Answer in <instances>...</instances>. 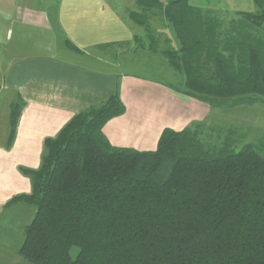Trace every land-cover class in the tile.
Wrapping results in <instances>:
<instances>
[{"label": "trees", "instance_id": "trees-1", "mask_svg": "<svg viewBox=\"0 0 264 264\" xmlns=\"http://www.w3.org/2000/svg\"><path fill=\"white\" fill-rule=\"evenodd\" d=\"M190 0H136L144 28L136 49L161 53L185 77V94L214 103L264 101V0L237 12L231 29ZM173 30L160 48L151 21ZM69 49L82 50L66 40ZM12 105L10 138L20 115ZM126 111L118 92L46 138L32 192L9 203L35 207L19 250L31 264H264V143L220 145L200 126L165 128L155 150L112 145L105 124ZM77 247L76 256L72 248Z\"/></svg>", "mask_w": 264, "mask_h": 264}, {"label": "crops", "instance_id": "crops-1", "mask_svg": "<svg viewBox=\"0 0 264 264\" xmlns=\"http://www.w3.org/2000/svg\"><path fill=\"white\" fill-rule=\"evenodd\" d=\"M189 3L222 14L255 10L254 0ZM135 9L136 0H0V22L9 41L5 45L17 52L4 75L7 124L12 105L21 104L12 140L11 127L8 131L5 122L1 127L0 212L24 220L23 229L30 223L33 205L9 203L14 196L32 192L31 178L22 169L40 167L46 138L56 136L77 113L118 92L126 111L109 120L103 131L112 145L137 150H155L165 128L181 130L201 114L198 99L184 102L170 84L119 71L126 54L130 62L135 60V37L146 36L130 17ZM156 20L161 19L151 21L154 34L160 48H166L162 42L168 39L162 41L158 32L171 38L173 30L162 20L156 30ZM66 40L82 53L69 49ZM69 51L74 59L59 57Z\"/></svg>", "mask_w": 264, "mask_h": 264}, {"label": "rangeland", "instance_id": "rangeland-1", "mask_svg": "<svg viewBox=\"0 0 264 264\" xmlns=\"http://www.w3.org/2000/svg\"><path fill=\"white\" fill-rule=\"evenodd\" d=\"M227 12L230 14L218 13L217 16L223 20V27L229 31L231 29V21L238 19V16L232 11ZM161 22V20H156L154 22L156 30L162 27ZM158 35L162 41L165 38L168 39H166L167 43L162 42L163 47L174 46L173 42L175 36L168 38L159 32ZM143 38L146 41V38ZM6 43H9V41H7V32L4 29L3 23L0 22V134H2L1 127L2 124L4 125V122L7 130H10V123H6V120H9L8 113H10V108L8 106V91L3 89L4 75L11 63V59L17 55L15 48H6ZM11 44L12 42H10V45ZM175 46L177 45L175 44ZM73 54L74 53L70 51L66 54L60 52L59 57L64 59L72 57L74 59L73 56L75 55ZM134 56L135 60L130 62L129 58L131 57H128V54H126L124 63L119 68V71L137 74L146 80H157L165 83L167 86L170 84V87L173 88L172 90L177 93L176 95L181 97L184 102H186V100L188 102L190 100L193 101V97L189 95L185 96V77L175 71L161 53H152L151 50L145 48L137 49ZM198 102L202 107V110H200L201 114H199L198 118L187 127L195 128L200 126L203 131L202 137L205 140L211 141L214 145H220L224 139L229 137L233 140V147L236 150H239L247 143H255L258 141L264 143V101L260 99L253 101L252 99L235 101L233 99L230 101H222V103H207L201 100ZM16 103H20V101H16ZM31 208L33 214H31V218L29 219L30 222L33 220L36 212L34 206ZM14 216L15 215L11 212H0V264H31L24 260L19 253L24 241V229L22 228L24 220L20 221ZM77 252V247L72 248L73 256H76Z\"/></svg>", "mask_w": 264, "mask_h": 264}]
</instances>
